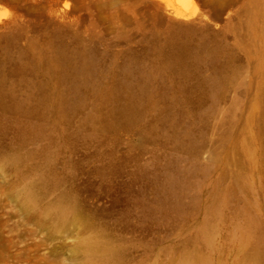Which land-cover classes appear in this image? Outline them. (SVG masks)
I'll list each match as a JSON object with an SVG mask.
<instances>
[{
    "label": "rangeland",
    "instance_id": "374dc122",
    "mask_svg": "<svg viewBox=\"0 0 264 264\" xmlns=\"http://www.w3.org/2000/svg\"><path fill=\"white\" fill-rule=\"evenodd\" d=\"M0 264H264V0H0Z\"/></svg>",
    "mask_w": 264,
    "mask_h": 264
}]
</instances>
